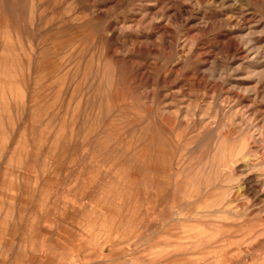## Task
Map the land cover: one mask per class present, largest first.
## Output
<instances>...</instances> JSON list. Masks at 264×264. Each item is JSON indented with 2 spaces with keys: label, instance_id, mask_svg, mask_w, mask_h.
Returning a JSON list of instances; mask_svg holds the SVG:
<instances>
[{
  "label": "rangeland",
  "instance_id": "obj_1",
  "mask_svg": "<svg viewBox=\"0 0 264 264\" xmlns=\"http://www.w3.org/2000/svg\"><path fill=\"white\" fill-rule=\"evenodd\" d=\"M0 264H264V0H0Z\"/></svg>",
  "mask_w": 264,
  "mask_h": 264
}]
</instances>
